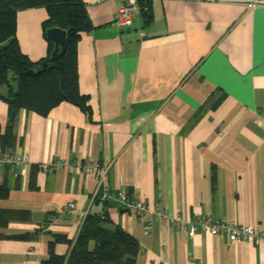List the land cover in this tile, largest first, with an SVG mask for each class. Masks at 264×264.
<instances>
[{
    "label": "crops",
    "instance_id": "0c3cea01",
    "mask_svg": "<svg viewBox=\"0 0 264 264\" xmlns=\"http://www.w3.org/2000/svg\"><path fill=\"white\" fill-rule=\"evenodd\" d=\"M249 1L142 0L151 19L141 14L126 32L113 23L118 0H83L92 29L77 42V75L90 116L67 103L45 118L18 113L13 151L28 164L0 170L9 188L0 211L11 215L0 264H39L53 237L74 240L89 214L137 241L135 264H264L261 245L184 229L209 216L264 232V5ZM46 17L16 13L15 36L32 62L46 55ZM6 121L0 100L2 131ZM53 162L61 165L49 170ZM92 162L109 166L110 191L126 190L149 212L133 218L102 201L97 176L80 171ZM159 209L166 218L154 217ZM173 216L182 226L169 225ZM23 235L31 238L16 239Z\"/></svg>",
    "mask_w": 264,
    "mask_h": 264
},
{
    "label": "trees",
    "instance_id": "16d2710c",
    "mask_svg": "<svg viewBox=\"0 0 264 264\" xmlns=\"http://www.w3.org/2000/svg\"><path fill=\"white\" fill-rule=\"evenodd\" d=\"M138 4L144 23L148 24L151 19L148 6L142 0ZM37 8L43 9L47 16L42 23L45 40L49 28L65 32V50L53 63L46 62L53 50L52 43L46 41L45 57L32 62L21 52L15 36L16 13ZM91 29L83 0H0V89L6 88L0 100L5 103L7 113L5 128L0 129V153L12 152L15 147L14 127L21 110L45 118L53 108L67 103L89 118L88 98L78 90L76 46L80 35ZM41 63H45L43 68ZM8 192L5 183L0 185V200L6 199ZM8 216L0 211V229L8 224ZM30 238L23 235L16 239ZM56 243L67 244L65 256L54 253ZM138 252L139 245L132 236L110 224L104 215L89 214L74 240L54 236L47 245V259L39 264H135Z\"/></svg>",
    "mask_w": 264,
    "mask_h": 264
},
{
    "label": "built area",
    "instance_id": "2783aa9c",
    "mask_svg": "<svg viewBox=\"0 0 264 264\" xmlns=\"http://www.w3.org/2000/svg\"><path fill=\"white\" fill-rule=\"evenodd\" d=\"M119 7L114 14L113 23L117 28H130L139 18L140 6L138 0H118ZM264 5V0H250L249 7H257ZM28 164L26 156L18 152L0 153V170L4 168H13L22 173ZM61 164L53 162L48 165V169ZM109 166L99 164L97 162L87 163L80 167L81 174L97 176V186L101 189L100 199L104 202L113 204L120 212L126 213L133 218H138L149 212L145 203L132 199L128 196L126 190L120 189L110 191L106 185V175ZM66 209H73L72 204H67ZM156 219H164L167 216L159 209L154 211ZM170 226H182L181 217L173 216L168 218ZM150 227V224L148 225ZM189 238L194 237L199 230L207 232L214 237H224L228 243L249 242L264 247V232L254 225H240L231 219H213L209 216L198 218L195 222H185L184 227Z\"/></svg>",
    "mask_w": 264,
    "mask_h": 264
},
{
    "label": "water",
    "instance_id": "95a60500",
    "mask_svg": "<svg viewBox=\"0 0 264 264\" xmlns=\"http://www.w3.org/2000/svg\"><path fill=\"white\" fill-rule=\"evenodd\" d=\"M126 32H129V29H127ZM45 38L47 42L53 44V50L46 62H56L62 56L65 50V32L56 27L49 28L45 31ZM44 66L45 63H41V68Z\"/></svg>",
    "mask_w": 264,
    "mask_h": 264
}]
</instances>
